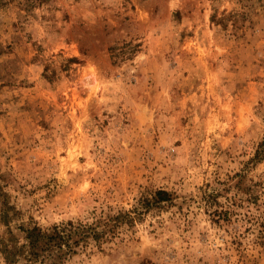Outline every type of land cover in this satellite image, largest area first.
Returning <instances> with one entry per match:
<instances>
[{
	"label": "rangeland",
	"instance_id": "1",
	"mask_svg": "<svg viewBox=\"0 0 264 264\" xmlns=\"http://www.w3.org/2000/svg\"><path fill=\"white\" fill-rule=\"evenodd\" d=\"M157 189L44 264H264V0H0V264Z\"/></svg>",
	"mask_w": 264,
	"mask_h": 264
},
{
	"label": "trees",
	"instance_id": "2",
	"mask_svg": "<svg viewBox=\"0 0 264 264\" xmlns=\"http://www.w3.org/2000/svg\"><path fill=\"white\" fill-rule=\"evenodd\" d=\"M263 143V142H262ZM172 193L157 189L151 197L142 198L130 210L118 209L116 213L93 215L92 220L68 219L61 223L41 226L35 221L18 227L24 234V241L19 245L7 247L4 244L5 256L12 264L24 256L32 264H44L49 257L59 261L69 257L79 248L92 244L101 246L108 237L116 235V228L122 223L131 222L143 209L157 204L162 199H170ZM8 212H4L7 216Z\"/></svg>",
	"mask_w": 264,
	"mask_h": 264
}]
</instances>
